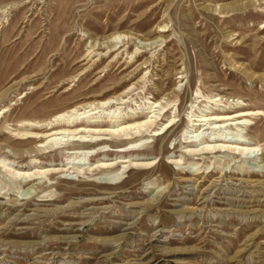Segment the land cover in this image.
Segmentation results:
<instances>
[{"label":"rangeland","instance_id":"374dc122","mask_svg":"<svg viewBox=\"0 0 264 264\" xmlns=\"http://www.w3.org/2000/svg\"><path fill=\"white\" fill-rule=\"evenodd\" d=\"M0 264H264V0H0Z\"/></svg>","mask_w":264,"mask_h":264},{"label":"bare ground","instance_id":"6f19581e","mask_svg":"<svg viewBox=\"0 0 264 264\" xmlns=\"http://www.w3.org/2000/svg\"><path fill=\"white\" fill-rule=\"evenodd\" d=\"M111 102H112V100L108 99L107 101H103V102H100L98 104H100L101 107L106 109L107 107L112 105ZM91 105H93V104H91ZM89 106H90V104H89ZM80 109H82L83 111L81 112ZM6 110H8V109H6ZM93 110H94L93 108L88 109V106L80 105V106H76V107L70 108L67 111H64L62 113L56 114L51 119L45 120V123H43V124H41V121L32 122L30 120H27V121H25V124H28V125H30L32 127H39L41 129H45L48 124L51 125L50 129L47 128L48 129V134H46V135L38 134V135H35V136H28L29 140H33V139L38 138V137L39 138H51L52 137L49 141H46V142H48V144H50L52 142H57V141L85 142L88 139L83 137V136H81V137H72V138H65V137L66 136L69 137L71 134L77 135L78 133L85 132V131L86 132L95 131V132H92V133L100 132V130H98L99 128L97 129V127L95 128V130H91V128L89 129L87 127H81V128L78 127L79 129H74V131H72L70 129V128L74 127V126H70L71 123H77V122H79L80 120H83V119H88L89 120V118L91 117L92 114H95L97 111H99V110H97V111L94 112ZM110 112L112 113V116H113L114 113L116 112V110H111ZM257 113L258 112H255L254 110H241L240 112H236L234 114H219V115H213L211 117L204 116V118H200L197 121H199V124H205V123H209L210 124V122L214 120L216 123H218V122L221 123V124H219V126H222V124H224V123H226V124H229V123L233 124L234 123V124L242 125L246 121V119H243V118H245V117H247V116H249L251 114H257ZM116 120H119V119L118 118L117 119L110 118V121H112V122H115ZM89 121L92 122L91 120H89ZM202 121H206V122H202ZM118 122H120V121H118ZM58 123H60V124L64 123V124H67V125H64L63 127H60V128H53V126L58 124ZM115 123H117V122H115ZM121 125H118L116 128L108 129L107 131L109 133H111V134L118 135L119 133H122L123 131H127L129 129H134L135 127H138L136 125L134 126L133 124L122 125V126ZM67 128H69V129H67ZM102 132H104V131H102ZM237 140H239V142H240V139H237ZM46 142H43L42 145H44V144L46 145L47 144ZM221 146H222V148L219 146L217 149L224 150V151H231L233 153H239V154H243L244 152L251 153V152L256 151L255 148H248L247 146H242V148L234 147V148H231V150L229 149L231 147L229 145L227 146L225 144V145H221ZM213 147H215V146H213ZM210 149H211V147H210ZM109 166H110V164L100 163V164L96 165L95 170L96 169L98 170V168L104 169V168L109 167ZM111 179H112V177H110V176L106 177V178H103V180H105V181H109Z\"/></svg>","mask_w":264,"mask_h":264}]
</instances>
